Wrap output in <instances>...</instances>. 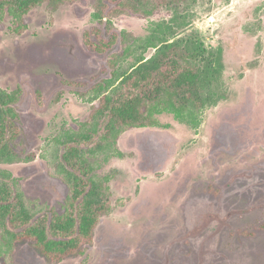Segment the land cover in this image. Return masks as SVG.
I'll return each mask as SVG.
<instances>
[{
  "label": "rangeland",
  "instance_id": "rangeland-1",
  "mask_svg": "<svg viewBox=\"0 0 264 264\" xmlns=\"http://www.w3.org/2000/svg\"><path fill=\"white\" fill-rule=\"evenodd\" d=\"M94 9L95 0H75L44 3L22 22L0 15V88L22 90L19 160L0 169L40 213L63 212L57 139L89 119L96 103L88 93L122 52L86 46L89 35L108 40ZM112 22L138 38H198L219 59V100L198 126L163 113L158 126L118 139L97 165L110 177L111 210L84 254L50 261L24 241L9 264H264V0H187Z\"/></svg>",
  "mask_w": 264,
  "mask_h": 264
},
{
  "label": "trees",
  "instance_id": "trees-1",
  "mask_svg": "<svg viewBox=\"0 0 264 264\" xmlns=\"http://www.w3.org/2000/svg\"><path fill=\"white\" fill-rule=\"evenodd\" d=\"M187 0H95L94 19L104 26L108 40L85 44L96 53L120 45L122 52L108 62L110 78L88 93L96 103L89 119L78 130H65L57 139L61 149L58 179L68 194L63 212L40 213L30 207L12 174L0 169V261L9 264L17 246L31 241L50 261L84 254L101 217L111 210L110 177L97 175L100 160L115 154L118 139L130 129L159 125V116L170 113L182 123L198 126L205 111L216 105L220 93L218 58L198 38L169 42L158 33L138 38L116 31L112 17L126 12L145 17ZM75 0H0V15L21 21L34 8ZM150 50L155 53L150 58ZM22 90L0 88V165L19 159L14 143L20 135L17 105Z\"/></svg>",
  "mask_w": 264,
  "mask_h": 264
}]
</instances>
